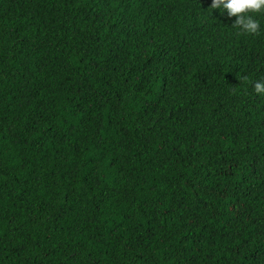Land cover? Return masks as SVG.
Returning <instances> with one entry per match:
<instances>
[{
	"label": "trees",
	"instance_id": "1",
	"mask_svg": "<svg viewBox=\"0 0 264 264\" xmlns=\"http://www.w3.org/2000/svg\"><path fill=\"white\" fill-rule=\"evenodd\" d=\"M212 2L0 0V264H264V16Z\"/></svg>",
	"mask_w": 264,
	"mask_h": 264
},
{
	"label": "clouds",
	"instance_id": "2",
	"mask_svg": "<svg viewBox=\"0 0 264 264\" xmlns=\"http://www.w3.org/2000/svg\"><path fill=\"white\" fill-rule=\"evenodd\" d=\"M209 9L211 15L218 9L222 14L227 12L230 18L235 17L232 26L238 29V35L256 36L262 30L259 17L264 16V0H213ZM254 91L258 97H264V80L254 82Z\"/></svg>",
	"mask_w": 264,
	"mask_h": 264
}]
</instances>
